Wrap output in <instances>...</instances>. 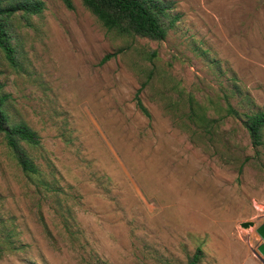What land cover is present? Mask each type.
Segmentation results:
<instances>
[{
  "label": "rangeland",
  "instance_id": "rangeland-1",
  "mask_svg": "<svg viewBox=\"0 0 264 264\" xmlns=\"http://www.w3.org/2000/svg\"><path fill=\"white\" fill-rule=\"evenodd\" d=\"M40 1L13 18L17 64L0 53L4 106L38 134L23 147L40 169L24 173L0 132V264H187L197 246L198 264H264V147L223 110H264V0H165L178 17L163 40Z\"/></svg>",
  "mask_w": 264,
  "mask_h": 264
},
{
  "label": "trees",
  "instance_id": "trees-1",
  "mask_svg": "<svg viewBox=\"0 0 264 264\" xmlns=\"http://www.w3.org/2000/svg\"><path fill=\"white\" fill-rule=\"evenodd\" d=\"M67 8L72 9V0H62ZM96 19L108 31H114L118 35L147 37L152 40H163L177 15L170 18L171 1L165 0H80ZM40 0H0V53L13 66L17 64V48L12 43L13 18L21 13L29 17L38 14L42 10ZM109 57L103 58V61ZM139 93V91H138ZM136 94V105L139 110L149 116V111L143 105L139 94ZM189 118L197 123L207 122L204 116V109L201 106L193 105L189 100ZM5 96L0 94V132L4 135L7 145L13 152L21 170L27 175L39 174L40 169L29 156L23 145L36 146L39 144V136L25 122H13L9 118L5 106ZM223 110L226 115L241 119L250 143L254 149L264 147V110L239 112L228 101ZM242 168H239L241 172ZM48 186L49 184L45 182ZM55 190V189H53ZM4 242L13 249L20 247L14 246V239L11 230L5 231ZM203 256L200 246L196 247L195 252L188 260L187 264H198ZM28 264H36L30 261Z\"/></svg>",
  "mask_w": 264,
  "mask_h": 264
},
{
  "label": "water",
  "instance_id": "water-1",
  "mask_svg": "<svg viewBox=\"0 0 264 264\" xmlns=\"http://www.w3.org/2000/svg\"><path fill=\"white\" fill-rule=\"evenodd\" d=\"M239 225L243 228H249L254 226L253 221H242ZM256 232L262 239V242L257 246L256 250H253L254 254L261 259L264 263V223H261L258 227H256Z\"/></svg>",
  "mask_w": 264,
  "mask_h": 264
}]
</instances>
